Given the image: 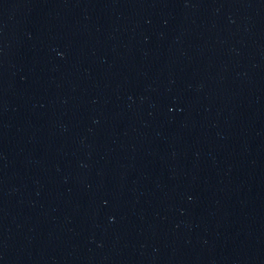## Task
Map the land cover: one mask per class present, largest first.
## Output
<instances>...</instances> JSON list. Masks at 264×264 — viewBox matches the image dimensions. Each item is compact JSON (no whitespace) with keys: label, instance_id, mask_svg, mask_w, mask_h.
I'll use <instances>...</instances> for the list:
<instances>
[{"label":"water","instance_id":"1","mask_svg":"<svg viewBox=\"0 0 264 264\" xmlns=\"http://www.w3.org/2000/svg\"><path fill=\"white\" fill-rule=\"evenodd\" d=\"M0 264H264V0H0Z\"/></svg>","mask_w":264,"mask_h":264}]
</instances>
